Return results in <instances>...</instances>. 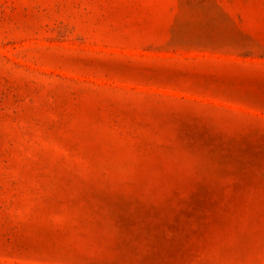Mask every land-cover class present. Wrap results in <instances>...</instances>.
I'll use <instances>...</instances> for the list:
<instances>
[{
  "label": "rangeland",
  "instance_id": "374dc122",
  "mask_svg": "<svg viewBox=\"0 0 264 264\" xmlns=\"http://www.w3.org/2000/svg\"><path fill=\"white\" fill-rule=\"evenodd\" d=\"M0 264H264V0H0Z\"/></svg>",
  "mask_w": 264,
  "mask_h": 264
}]
</instances>
